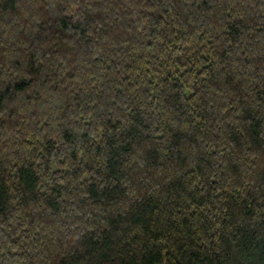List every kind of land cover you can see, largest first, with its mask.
I'll use <instances>...</instances> for the list:
<instances>
[{"label":"trees","instance_id":"trees-1","mask_svg":"<svg viewBox=\"0 0 264 264\" xmlns=\"http://www.w3.org/2000/svg\"><path fill=\"white\" fill-rule=\"evenodd\" d=\"M0 264H264V0H0Z\"/></svg>","mask_w":264,"mask_h":264}]
</instances>
